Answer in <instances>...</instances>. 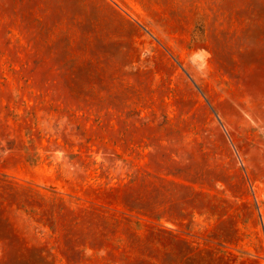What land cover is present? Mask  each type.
<instances>
[{
	"label": "rangeland",
	"instance_id": "obj_1",
	"mask_svg": "<svg viewBox=\"0 0 264 264\" xmlns=\"http://www.w3.org/2000/svg\"><path fill=\"white\" fill-rule=\"evenodd\" d=\"M0 264H264V0H0Z\"/></svg>",
	"mask_w": 264,
	"mask_h": 264
}]
</instances>
